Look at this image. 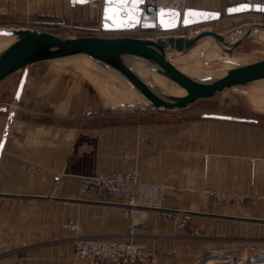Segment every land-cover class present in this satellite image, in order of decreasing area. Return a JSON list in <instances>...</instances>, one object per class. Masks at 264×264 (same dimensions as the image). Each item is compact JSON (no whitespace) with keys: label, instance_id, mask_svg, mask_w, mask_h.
<instances>
[{"label":"crops","instance_id":"obj_1","mask_svg":"<svg viewBox=\"0 0 264 264\" xmlns=\"http://www.w3.org/2000/svg\"><path fill=\"white\" fill-rule=\"evenodd\" d=\"M245 2L185 0L181 5L222 13ZM92 4L0 0V27H21L27 22L54 24L62 18L78 17ZM96 4L101 21L102 5ZM248 17L260 18L251 14L235 19ZM38 80H45L44 76L28 73L18 106L9 104L7 108L0 102V264H45V258H54L56 264H79L73 246L64 243L72 236L63 229L69 220L77 224L76 233L81 236L119 238L127 232L126 204L94 192L81 194L86 176L137 170L141 182L163 187L165 210L203 209L198 201L207 199L208 189L264 196V158L251 156L259 141L264 153V131L241 125L228 128L204 122L174 125L139 120L152 117L151 113L118 126L95 125L90 117L79 123L72 111L62 113L64 122H51L49 114L32 107L48 98L42 95L48 92ZM210 129H214L212 134ZM211 137L223 144L217 156L209 151L206 158L201 150ZM223 166L232 167L225 170ZM56 176L64 181L59 198L49 197ZM214 177L229 182L212 186ZM174 229L164 216L152 212L144 232L146 251L155 253L156 264H196L198 246ZM87 262L81 264H93Z\"/></svg>","mask_w":264,"mask_h":264},{"label":"rangeland","instance_id":"obj_2","mask_svg":"<svg viewBox=\"0 0 264 264\" xmlns=\"http://www.w3.org/2000/svg\"><path fill=\"white\" fill-rule=\"evenodd\" d=\"M150 1L157 5L159 1L164 0ZM96 5L97 4L94 2L91 6L87 7V9H85L84 12L78 17L69 16L68 18H62V20L54 24L46 25L27 22L20 26L29 27L31 28V30L50 32L62 38L71 37L75 35L70 32L71 30L87 31L85 29L99 28L100 10H97ZM249 15L251 14L230 16L227 20H223L211 25H205L204 27L212 29L219 33L227 34L238 29L243 24L262 23L264 25V19L262 18H259L258 20L253 19V17L235 19L238 17H245ZM200 29H202L201 26H197L193 28L182 29L176 33H161L157 30L138 32L137 30L136 32H134L135 35L131 37L137 39H157L161 37L189 35ZM241 32L242 31H240V33ZM240 33H237V35H239ZM200 44L201 43L198 42L195 48L200 46ZM239 47H237L233 51L232 56L244 59L245 61H247H244L245 63H252L264 59V38L247 40ZM194 49H192L187 54V57L185 59L186 64H191L193 62L201 63L206 59V56L205 54H203L202 49L198 50L197 53L193 51ZM228 59L232 60V58ZM75 62L76 64H57L53 61L43 62L32 65L28 68V73H32L33 76L35 74L44 76L45 80H42L41 82L38 80L37 82L41 83L43 88L45 87L48 92L42 94H46L48 98L42 99L43 103L40 104L41 106L36 105L35 103L34 106H31L33 108L37 106L41 108L42 112H46L47 114H49L48 120H50L51 122H56L58 120L59 122H64L66 120V117H62V113L72 111L74 112V114L72 115L78 116L77 119L79 123L82 122L81 118L90 117L93 118V124L95 125L99 124L103 126H118L123 125L124 123L133 122V120H137L134 118L139 114L142 115L151 113L153 115L152 117H142L139 120L142 123L148 124L157 121L160 123H166V121H170L174 125H181L188 122H204L214 126L220 124L228 128L241 125L264 131V86H258L255 88L248 87V94H242L233 90H226L223 93L217 94L211 99L200 100L197 103L182 110L168 111L155 109H135L122 111L119 109L109 108L106 100L100 95L97 88H95V86L90 82L84 68L81 66V64H77L79 62ZM233 62L244 65L241 62ZM21 74L22 72H18L0 83V102L7 104V108L10 107L9 104L14 105L15 107L20 104L12 98V94L17 84L19 83ZM213 116L244 119L246 121L237 122L219 120L213 118ZM51 118H54L55 120H52ZM209 132V134H212L214 132V129H210ZM229 142L225 141L224 143ZM222 144V141L216 142L215 139L211 137L207 140L206 147L201 150V153L204 157H206L209 156V151H213L215 152L214 155L217 156L216 152ZM262 148V141H259L255 148V151H253L251 156L264 158ZM228 167L230 168L232 166H223V168H220L226 170L228 169ZM234 169H237L236 166L234 167ZM133 171H136L139 180L138 171ZM259 171L260 170L257 169V172ZM262 171H264V169ZM123 172L109 171V173L114 174ZM56 178H59V180L61 179L62 185H60V182L55 181ZM212 179V186L220 183V181L229 182V179L226 178L214 177ZM140 183L144 184V186L147 188L144 193V197H147V200H142L143 202L141 203L145 202L156 204L164 209L163 187L161 188V186L146 184L141 181ZM63 186L64 181L62 177H54L53 186L51 188L49 197L59 198ZM57 187V190L60 191L55 192L54 190ZM155 188H157V190H155ZM220 192L233 193L239 196V199H241L242 201L240 203L221 201L215 198L214 195L215 193ZM206 193L207 199L198 201V204L204 205L205 208L182 210V212L188 211L193 213L191 214L192 221L189 223L186 229H178L172 220L166 218L173 224V228H175L174 230L177 233H184L186 238L190 239L191 242H194V244L198 246L196 250L198 254L196 264H264V223L250 221H264V196H250L246 194H238L235 192L217 189H208ZM148 197L150 198V200H148ZM123 202L127 204V202H125L124 200ZM129 211L130 210H128V208H126L124 211V214L128 220L127 232L121 237L113 239L123 240L133 236L132 239L134 241L145 246L144 232L148 228L150 216L152 212H157L161 215L162 212L157 210H149L147 223L141 226L136 225L137 221H133V219L128 216L130 215ZM167 211L180 212L177 210ZM63 229L66 230L68 234H72V236H69L64 243L71 244L73 246V249H75V244L78 238H107L103 236L78 235L76 233L78 230L77 224L70 220L63 225ZM152 253L155 256V253ZM20 254L23 256L22 252H20ZM44 262L45 264H56L54 258H45ZM84 262L89 263L84 260H78L79 264Z\"/></svg>","mask_w":264,"mask_h":264},{"label":"water","instance_id":"obj_3","mask_svg":"<svg viewBox=\"0 0 264 264\" xmlns=\"http://www.w3.org/2000/svg\"><path fill=\"white\" fill-rule=\"evenodd\" d=\"M99 0H72V4L89 5ZM144 0H104L102 9V29L104 31H132L137 28L151 29L158 18L157 10L142 6ZM246 6V7H244ZM156 13V15H155ZM242 14H263L264 6L243 3L225 8L222 13L187 8L184 14L176 10L163 11L161 27L165 33H176L183 29L201 26L202 29L179 36L161 37L157 40L137 39L130 37L100 38L92 36L62 38L50 32L31 29H0V83L10 76L22 72L15 94L20 102L28 79V68L32 65L52 62L59 59L86 56L91 60L106 65L116 71L148 104L131 103L135 109L182 110L200 100L211 99L219 93L234 87H258L264 81V59L244 65H235L225 76L215 75L194 79L180 71L171 60L176 54L185 55L200 40L211 38L223 48L224 53L232 55L233 51L250 39L264 37L262 23L243 24L227 34L205 28V25L227 20L230 16ZM182 30V29H181ZM245 31V37L231 43L232 34ZM254 32V34H252ZM14 38V39H12ZM171 55V60L168 56ZM179 55V56H181ZM177 57V56H176ZM130 59L148 62L156 67L155 71L174 82L186 92L184 97H166L148 88L130 69L126 61ZM228 64L232 61L224 60ZM124 107V104L117 106ZM215 119L244 122V119L216 117ZM253 222H261L250 220Z\"/></svg>","mask_w":264,"mask_h":264},{"label":"bare ground","instance_id":"obj_4","mask_svg":"<svg viewBox=\"0 0 264 264\" xmlns=\"http://www.w3.org/2000/svg\"><path fill=\"white\" fill-rule=\"evenodd\" d=\"M69 1H72V0H69ZM178 1H180V3L177 1H173V0H164V1H159L157 5H155L150 0H144V3H143L144 6H142L143 9L151 6L152 8H154V10H157V12L159 11V13L157 14L158 18L155 19L154 28L145 29V30H157L159 29L158 28L159 26L161 27V23H162L161 15L163 11H166L169 9L176 10L182 16L185 10L187 9V8L184 9L185 5L184 7L181 5V3H184L185 0H178ZM95 3H100L103 9L104 0H99L98 2H95ZM102 9H101V20H102ZM252 15H255V14H252ZM259 15L264 17L263 14H259ZM101 23L102 21H100L99 27L102 29ZM194 27H197V26H194ZM1 28L2 29H18V28L31 29L29 27H14V26H4V27H0V29ZM181 29L183 28L180 27L178 30H181ZM258 31L259 33H264V31L262 30L261 31L258 30ZM105 32H109V31H105ZM112 32H118V31H112ZM169 33H172V32H169ZM252 34H254V32ZM96 37L106 38V37H118V36L101 35V36H96ZM244 37H245V31H242L239 35H237V33L232 34V39H230V41L231 43H234L236 41V38L240 39ZM261 38H264V37H261ZM157 39H149V40H157ZM6 40H9V39H5V40L1 39L0 45L6 44L7 42ZM199 43H201L200 46H198L197 48H195L196 47L195 46L194 47L195 49L193 48L194 49L193 51L197 53L198 50L202 49L203 54H205L206 56V59L204 60V62H201V63L193 62L191 64L190 63L186 64L185 59L187 57V54L192 49L189 52H187L185 55L176 54L177 57L174 55L173 56L174 60L170 59L171 55L168 56V58L171 60L174 66H176L180 71H182L183 73L187 74L188 76L194 79H197L194 76H202V77L211 76L212 77V75H215L218 77H223L226 75V73L229 70L235 68L237 65H242V64L234 63L233 61L241 62L243 64H246L245 62H247L244 59H241L240 57H233L232 55H229L228 53H224L223 51L224 47L219 45L215 40L211 38L202 39L199 41ZM228 58H232L233 61ZM224 60L232 61L234 64H228L224 62ZM75 61L79 62L77 64H81V66L84 68L85 73L88 75L90 82L95 86V88H97L100 95L106 100L109 108L117 109V106H119L120 104H124V107H119L118 109L122 111L135 110L136 107L133 106L131 103L137 104L139 102H142L143 104H148V102L145 101L138 94V92L134 90L120 75H118L116 71H114L113 69H111L110 67L106 65L95 62L86 56H74V57L55 60L53 62L57 64H73V63L76 64ZM126 63L130 67L132 72L148 88H150L152 91L156 92L157 94H160L163 97L164 96L184 97L186 95V92L183 89H181L178 85L168 80L162 74H159L158 72H156L155 71L156 67L154 65L148 62H145V61H140V60H135V59L127 60ZM257 85L264 86V81ZM230 90H233V91H236L242 94H248L247 91L249 89L248 87H234ZM150 206H152V204L144 205L143 203H140L137 209L148 213L149 210L160 211V209L162 208V207H151L149 209H146L147 207H150ZM187 214L191 215V213L189 212H187ZM144 217H145V214H143V219ZM141 222L144 224L147 223L146 219H144ZM110 240H113V238H110ZM81 260H84V259H81ZM153 260H154V264H156L155 257L153 258Z\"/></svg>","mask_w":264,"mask_h":264},{"label":"built area","instance_id":"obj_5","mask_svg":"<svg viewBox=\"0 0 264 264\" xmlns=\"http://www.w3.org/2000/svg\"><path fill=\"white\" fill-rule=\"evenodd\" d=\"M250 5L264 6V0H246ZM260 18L264 19L261 15ZM84 29V28H81ZM87 31H74L71 30L75 36H101L112 35L118 37H130L135 35L134 32L149 31L142 28H137L132 31H118V32H105L100 27L95 29H85ZM158 32L165 33L164 31L157 29ZM107 34V35H106ZM56 182H60L61 179H55ZM59 185V184H58ZM58 187L54 190H57ZM144 184L140 183L137 177L136 171L128 173H99L95 176L85 177L82 181L81 193L87 194L90 192L97 193L103 197L116 198L127 202V208L130 213L128 215L133 221H137V225H144L141 221L148 218V213L138 210V206L142 200H147L144 197L146 191ZM157 190V188H155ZM152 191V190H150ZM215 198L221 201H231L240 203L242 200L239 196L233 193H215ZM148 200L150 198L148 197ZM144 205H150L151 203H143ZM160 207L159 205L152 204L147 207ZM144 209V210H146ZM158 211V210H157ZM162 216L169 218L174 222L178 229H186L189 223L192 221V215L187 212H174L160 209ZM128 212V211H127ZM143 214L145 217L143 219ZM127 215V213H126ZM135 219V220H134ZM133 236L123 240H110V238H78L75 244V256L78 259H84L91 261L93 264H154L153 258L155 257L152 252L146 251L143 244L134 241Z\"/></svg>","mask_w":264,"mask_h":264},{"label":"snow or ice","instance_id":"obj_6","mask_svg":"<svg viewBox=\"0 0 264 264\" xmlns=\"http://www.w3.org/2000/svg\"><path fill=\"white\" fill-rule=\"evenodd\" d=\"M244 7H246V6H244Z\"/></svg>","mask_w":264,"mask_h":264}]
</instances>
